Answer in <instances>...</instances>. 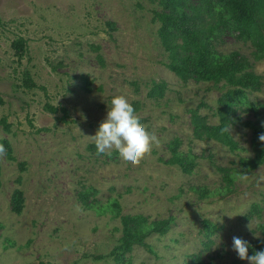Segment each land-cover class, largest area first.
Wrapping results in <instances>:
<instances>
[{
    "label": "rangeland",
    "instance_id": "1",
    "mask_svg": "<svg viewBox=\"0 0 264 264\" xmlns=\"http://www.w3.org/2000/svg\"><path fill=\"white\" fill-rule=\"evenodd\" d=\"M153 10L158 0H0V141L12 148V158L0 151V264H248L232 251L233 237L249 242L250 255L264 240V165L245 172L241 164L255 156L253 129L230 127L235 152L194 138L191 111L219 124L229 88L185 83L171 72ZM20 38L22 60L13 49ZM216 49L240 53L247 70L263 78L259 91H247L262 124L264 57L228 32ZM163 83L164 95L149 97ZM117 95L160 140L137 165L119 153H96L92 136ZM247 109L237 115L257 125ZM175 140L195 161L192 174L168 163ZM17 191L25 197L21 214L13 210ZM125 215L172 224L166 236L148 238L152 253L137 247L115 261L107 256L121 244Z\"/></svg>",
    "mask_w": 264,
    "mask_h": 264
},
{
    "label": "trees",
    "instance_id": "2",
    "mask_svg": "<svg viewBox=\"0 0 264 264\" xmlns=\"http://www.w3.org/2000/svg\"><path fill=\"white\" fill-rule=\"evenodd\" d=\"M160 10H153L152 15L160 28L158 36L160 42L169 55L170 63L167 67L183 82L191 80L208 83H225L229 88L227 94L220 100L218 116L219 124L211 125L208 118L199 110L191 111L193 135L199 141H214L229 147L235 152L239 144L233 139L230 127L241 124L253 129V147L255 156L250 159H242L241 164L245 172L257 170L264 165V145L258 136L264 132L261 126V116L255 104H249L247 91H259L263 86V78L254 72H249L248 63L238 52L230 55L221 54L216 49V44L223 33L236 35L239 40L250 42L259 57H264V0H158ZM13 49L19 60H22L26 52V42L20 38L13 43ZM86 87H89L85 79ZM29 87H36L28 82ZM166 84H155L149 97L157 99L164 95ZM90 90V88H87ZM3 101L0 100V105ZM256 113L257 125L251 122H243L238 116V109ZM47 110L57 114L60 110L65 117L68 110L47 105ZM2 124L7 126L6 119ZM259 124V125H258ZM181 141L175 140L171 145L172 158L168 161L171 165H177L185 174H192L196 168L195 161L183 156ZM0 146L12 158V148L8 141H0ZM229 184L233 183L228 171L222 170ZM25 206V197L22 191H17L13 199V210L21 214ZM113 207L120 212L118 202ZM172 220L150 222L148 218L138 215H125L121 218L123 237L121 244L117 246L107 258L121 261L132 255L137 247H141L152 253V247L148 238L157 234L166 236L171 228ZM264 232V226L261 228ZM215 229L209 234L213 237ZM213 244L209 240L207 248ZM255 250H264V240L258 242ZM104 257H99L103 259ZM199 264H203L200 258Z\"/></svg>",
    "mask_w": 264,
    "mask_h": 264
},
{
    "label": "clouds",
    "instance_id": "3",
    "mask_svg": "<svg viewBox=\"0 0 264 264\" xmlns=\"http://www.w3.org/2000/svg\"><path fill=\"white\" fill-rule=\"evenodd\" d=\"M264 127V122L261 124ZM97 155L119 153V158L129 165H137L160 143L159 138L150 132L139 118L137 110L123 96H113L108 105L106 116L92 136ZM264 142V132L258 136ZM0 151H3L0 148ZM251 245L248 241L234 236L232 251L248 264H264V250H255L249 254Z\"/></svg>",
    "mask_w": 264,
    "mask_h": 264
}]
</instances>
